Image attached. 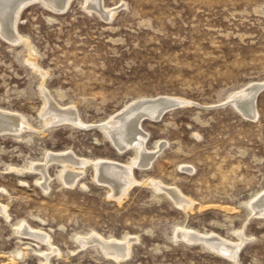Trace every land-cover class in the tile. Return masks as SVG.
<instances>
[{"label": "rangeland", "instance_id": "1", "mask_svg": "<svg viewBox=\"0 0 264 264\" xmlns=\"http://www.w3.org/2000/svg\"><path fill=\"white\" fill-rule=\"evenodd\" d=\"M99 1L113 12L109 21L87 10L85 0H72L60 13L32 2L20 13L16 33L47 73L44 88L26 64L27 47L0 36V109L40 132L24 133L23 140L0 135V205L7 209L0 215V264H231L206 248L205 239L235 245L239 232L235 264H264V216H251L248 206L264 194V90L258 94L264 0ZM255 84L259 91L245 100ZM160 96L177 105L141 121L143 151L155 155L153 163L134 167L136 182L118 197L97 181V167L88 161L130 163L134 152L114 147L109 123L125 105ZM48 105L50 116L61 119L44 118ZM66 113L74 120L64 119ZM63 154L85 161L69 186L59 183V164L46 159ZM42 168L48 188L38 185ZM22 224L50 236L60 255L49 252L45 263L46 248L17 234ZM181 227L190 231L175 241ZM91 234L128 237L131 255L117 263L76 242Z\"/></svg>", "mask_w": 264, "mask_h": 264}, {"label": "bare ground", "instance_id": "2", "mask_svg": "<svg viewBox=\"0 0 264 264\" xmlns=\"http://www.w3.org/2000/svg\"><path fill=\"white\" fill-rule=\"evenodd\" d=\"M71 1L72 0H0V36L2 38H4L8 43H10V45H12V46L23 43L27 47L29 52H28V58H27L26 64L37 75L36 78L39 79V86L45 85L46 78H47V73L42 72L40 70V68H39V66L37 64L36 53L34 52L33 47L29 44L28 41L24 40L21 36L17 35L18 33H16V27H17L16 23H17V21L19 19V15L23 11V9L27 5L32 3V2H39L42 5L48 7L49 10L51 9V10H53L55 12L60 13V12H65V10L67 9V7L71 3ZM100 3L101 2L99 0H85V5L87 7L86 8L87 10H89L91 12H95L100 17H102V19L109 21L112 18V16H113V12H105V11H103V8L101 9V4ZM106 10H109V9H106ZM259 84H261V83H259ZM259 89H260V85L255 84V85L251 86L248 90H246V92L243 91V92H245L244 93V97L247 96V98L245 97L246 99L245 98L244 99L247 100V101H251L254 98V96L256 95V93L259 91ZM240 90H242V89H240ZM38 91H39V93H41V95H43L45 97H47V95H48L51 98H53V100H55L57 102L55 97H53L50 93H46V91L42 92V90L40 88H39ZM236 92H238V91H236ZM233 93H231L228 96V99L231 98L234 95ZM57 97L56 98L58 99V101L60 103H63L62 99L65 98V97L63 96V94L61 92L57 93ZM49 100H50L49 101V103H50L51 99H49ZM240 101H242V100H240ZM233 103H234V101H233ZM242 104H243V101H242ZM55 105H56V103H55ZM176 105H177V101H175V100H173L171 98L169 99V98H165V97H161V96L158 97V98H153V99H145V100L140 99V100L132 102L129 105H125L124 109L121 111V113L117 114L118 115L117 118L116 117L114 118L115 121L113 123L112 122L109 123L111 121L109 119L110 121L108 123L111 125L110 126L111 130L109 132L107 130V132L109 133L108 137L110 139V142L118 150L130 147L129 150L132 149V151L134 152V157H133V159H132V161L130 163H128L126 165H123V166H117L118 164L115 165V164L109 163V162H102L103 159H98V160H91L90 159V161H88V164L89 165L91 164V166L93 168L97 167L96 168V173H95L96 177H97L96 179H97V181L102 182V183L106 184L107 186H109L108 187V191L110 189H111V191H112V189H115L116 192L118 193V197H124V196L120 195L123 192L122 190L125 187H127L129 185H132V184H134L136 182L133 179H130V178L133 177V168L136 167V166L140 167V168L141 167L145 168V166L151 164V161L153 160V157L155 156V155L153 157L149 156V155L147 156L145 154L146 152L143 151V144H144V141H145V135H143L141 133L140 129H139L141 127L140 124H141L142 119L144 117L157 119V118H159L162 115L163 111L166 108H172V107H174ZM236 105H237V108H238V103ZM52 106H53V104H52ZM52 106L48 105V107L45 108V112L43 114L44 118H47L48 122H53L55 119H57V120L61 119L59 116L58 117H51L50 116V114L53 113L51 111L52 110ZM61 106L63 107L65 105H61ZM248 106H250V105L249 104L248 105L245 104L244 108L242 107V109L245 110L244 111L245 113H246V111L249 108ZM72 110H74V109H72ZM58 111H60V110H58ZM70 112H73V111H70ZM250 112H251V110H250ZM251 113H253V112H251ZM73 116L74 115L72 113H69V114L66 113V116H64V119L72 120ZM67 120H66V122H67ZM63 121L65 122V120H63ZM85 126H87V125H85ZM41 128H42V126H41ZM27 132L30 133V134L31 133L32 134L33 133L34 134L40 133V132L34 131L30 127L29 123L27 122V120L23 116L0 109V135H2L3 137L5 135H9V136H12V137H16L18 140H23L24 133H27ZM156 149H158V148H156ZM151 154H152V152H151ZM77 158L74 155H69V154H63V155L54 156V157L51 156V155L50 156L47 155V157H46L47 160H54V161H56L59 164L58 167L60 168V173L58 175V179H59L60 185L69 186V185L75 184L79 180V178L82 175L83 171L82 170H76L74 168L78 167V165H80V167H81V164L84 161V159H83V161L82 160L80 161ZM98 163H99V166L97 165ZM152 163H153V161H152ZM52 164H53V162H52ZM42 165H43V163H42ZM45 165H47V164H45ZM41 166H39V167L38 166H34V167L36 169L37 168L41 169ZM38 169H37V171H38ZM44 170H46V169L42 168L41 172L39 171L40 173L38 175L40 177V183H38V185H39V187L43 186L45 188H48L49 182H47V180L50 179V178H48V175L47 176L45 175ZM30 171H32V169ZM17 173H21V171H18ZM35 173H38V172L35 171ZM139 184H143V183H139ZM149 184L152 187H154V188H159V185L153 183L152 180L149 181ZM130 190H131V188H130ZM125 191H127V190L125 189ZM175 191H171V196L172 195L176 196V192ZM127 192H129V191H127ZM261 194L257 195L248 204L251 216L254 213H255V215H256V213H258V214L260 213V215L262 214L264 216V194L263 195H261ZM125 197H126V195H125ZM178 197H176V198H178ZM172 199H174V198H172ZM116 201H118V200H116ZM175 201L179 202V203H176L177 206L182 208L183 210H185V212H186V210H189V208H187L188 207L187 206L188 203H186V201L184 199L182 200V199L178 198ZM190 209H191V207H190ZM6 213H7L6 207L0 205V215H2L3 217H6ZM179 229H180V231H177L175 233V236H174V240L175 241L184 239L185 232L189 230V229L185 230V229H187L185 227H181ZM191 232H192V230H191ZM194 233L196 234L195 231H194ZM17 234L19 236H22V237H27V238L34 239L35 241H37L38 245H43L46 248L47 252L44 253V255H43L45 263H48V261H49L48 260L49 259L48 258V253L49 252H51L52 254H54L56 256L60 255L57 250L53 251V249H52L53 248V244H52L51 237L48 236L46 233L40 231V230H31V229L27 228L25 226V224H22L19 227V229L17 230ZM90 236H93V238H91V237L88 238V236L84 237L83 239L78 238V239H76V242H80V240L85 241L86 245L88 247L94 248V249L97 248L101 252V254L103 255L104 258H108V259H110L112 261H115L117 263L120 262V261H124L130 254V246H129L130 244L127 243V241H128L127 238L128 237H124L123 239L114 240L113 241V240H111V238H104V237H101V236L96 235V234H91ZM200 236H203V234L200 235ZM236 237H237V243L235 245H229L228 243H226L225 241L221 240L220 238H216V236L208 238V235H207L206 238H208V239H205L206 240L205 242H207V246H209V247H207L205 245L204 246L206 248H210L215 253H217V254H219V255H221L223 257H226L227 259L230 260L231 264H235L236 263L235 259H236V256H237V251L239 250L240 245H242L241 243H243L242 240H241L242 238H241V233L240 232L236 234ZM185 239H188V237L185 238ZM137 240L138 239L136 237L135 241H137ZM189 240H193V239H189ZM130 241H131V239H130ZM80 243H82V242H80ZM84 246H85V244H84ZM205 247H204V249H206ZM20 254H22L24 256L25 252H22Z\"/></svg>", "mask_w": 264, "mask_h": 264}, {"label": "water", "instance_id": "3", "mask_svg": "<svg viewBox=\"0 0 264 264\" xmlns=\"http://www.w3.org/2000/svg\"><path fill=\"white\" fill-rule=\"evenodd\" d=\"M262 90H264V87L261 88V90L258 92V94H259ZM258 94H257V96H258ZM257 96L255 97V99L257 98ZM255 102H256V100H255Z\"/></svg>", "mask_w": 264, "mask_h": 264}]
</instances>
